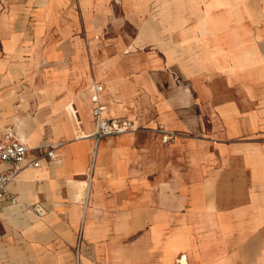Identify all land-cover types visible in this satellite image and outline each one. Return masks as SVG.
<instances>
[{"label":"crops","instance_id":"0c3cea01","mask_svg":"<svg viewBox=\"0 0 264 264\" xmlns=\"http://www.w3.org/2000/svg\"><path fill=\"white\" fill-rule=\"evenodd\" d=\"M7 128L0 264H264V0H0Z\"/></svg>","mask_w":264,"mask_h":264},{"label":"built area","instance_id":"2783aa9c","mask_svg":"<svg viewBox=\"0 0 264 264\" xmlns=\"http://www.w3.org/2000/svg\"><path fill=\"white\" fill-rule=\"evenodd\" d=\"M93 92L90 100L93 103L91 113L95 122V130L92 134L94 140L93 155L95 148L100 139L106 136L120 134L128 130L135 129L133 124L127 121L107 120L103 116L105 106H103L99 99V93L102 90V85L94 84L92 86ZM72 114H75L73 110ZM170 136H163L162 140L166 141ZM62 144V142L45 143L34 148H28L24 143L18 140L11 129L5 130L4 139L0 141V203L7 202L15 204L18 198L14 196L8 189L9 184L16 178L21 169L26 166L37 168L41 165V159H53L56 157L55 150ZM30 150L36 151V155L32 160L27 161L26 157ZM4 164L10 166L1 168ZM1 238V232H0ZM180 264V262H177Z\"/></svg>","mask_w":264,"mask_h":264},{"label":"rangeland","instance_id":"374dc122","mask_svg":"<svg viewBox=\"0 0 264 264\" xmlns=\"http://www.w3.org/2000/svg\"><path fill=\"white\" fill-rule=\"evenodd\" d=\"M125 32L128 34V35H134V31H133V29H132V27H130L129 25H127V27L125 28ZM107 32L105 31V34H106ZM104 34V32L103 33H99V34H97V35H95V38H97V37H99L100 39H101V36ZM135 124V123H134Z\"/></svg>","mask_w":264,"mask_h":264},{"label":"bare ground","instance_id":"6f19581e","mask_svg":"<svg viewBox=\"0 0 264 264\" xmlns=\"http://www.w3.org/2000/svg\"><path fill=\"white\" fill-rule=\"evenodd\" d=\"M133 127H135L134 125H133ZM28 213H29V211H27ZM180 264H183V262L180 260Z\"/></svg>","mask_w":264,"mask_h":264}]
</instances>
